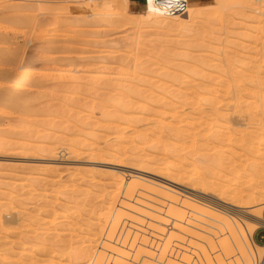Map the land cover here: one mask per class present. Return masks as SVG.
<instances>
[{
	"label": "rangeland",
	"instance_id": "1",
	"mask_svg": "<svg viewBox=\"0 0 264 264\" xmlns=\"http://www.w3.org/2000/svg\"><path fill=\"white\" fill-rule=\"evenodd\" d=\"M27 1L0 0V91L7 89L8 78L18 75L24 58L33 63L25 86L11 91L19 94L15 102L0 93V264H264V111L259 117L256 105L251 107V115L263 125L261 129L255 125L260 131L254 126L247 131L245 140L254 137L251 147L245 150L236 144L235 156H248L245 163L232 169L231 156H224L221 167L212 164L216 150L207 153L205 148L210 147L205 145L198 153L189 147L190 140L180 147L167 138L172 132H165L171 126L187 128L185 119L175 118L168 106L177 104L182 92L196 88L201 98L194 96L193 102L204 101L201 108L194 103L177 108L181 118L198 119L212 112L203 98L207 79L172 89L157 68L166 59L191 65L189 60L200 56L221 66L230 56L239 66L243 47H251L254 55L260 50L256 66L261 75L264 0H212L200 5L196 4L202 0H186V16L163 18L166 26L126 12L113 18L109 11L114 0ZM132 2L133 9L146 7L145 0ZM91 3L101 7L96 14ZM136 58L152 64V69L156 64L153 70L158 71L140 76L150 83L140 84L141 96L164 100L155 99L149 111L134 110L128 118L139 123L128 128L104 123L98 105L110 103L106 82L116 74L130 79ZM224 68L222 73L227 74ZM143 103L139 99L138 104ZM164 108L168 111L159 118ZM223 125L221 131L227 132L228 125ZM241 129L235 139L246 134ZM168 170L188 181H167ZM245 184L261 187L239 194V187L248 189ZM182 196H188L187 201H181ZM41 242L46 251L33 252Z\"/></svg>",
	"mask_w": 264,
	"mask_h": 264
},
{
	"label": "bare ground",
	"instance_id": "2",
	"mask_svg": "<svg viewBox=\"0 0 264 264\" xmlns=\"http://www.w3.org/2000/svg\"><path fill=\"white\" fill-rule=\"evenodd\" d=\"M29 1V0H28ZM27 1V2H28ZM100 1V0H99ZM30 2V1H29ZM32 2V1H31ZM97 3V2H96ZM90 4V3H89ZM99 4V2H98ZM97 4V5H98ZM102 4V3H101ZM100 4V6H101ZM146 6H147V2H146ZM91 11H95V14L97 13L98 9H100L101 7L99 6H94V4L91 3V5L89 6ZM109 8V7H107ZM111 10L109 11L111 17H120L122 15V13L126 12L128 15L129 14H132L136 17H138L140 20H144V21H154V23L156 25H159L158 23H163V26L167 24V22H162V21H166V20H163V19H150V18H146L145 17V12H146V7L144 8V10L142 12H135L134 10H131L130 6H129V2L128 0H114V2H112L111 4ZM88 12V10H87ZM108 14H105L102 18H108ZM186 13H183L181 15H175L174 19H179L182 15L183 17L186 16ZM94 15V14H93ZM161 20V21H160ZM102 21V19H101ZM156 21V22H155ZM170 21V20H169ZM185 25V24H184ZM176 26V25H175ZM204 26V25H203ZM207 26V25H206ZM201 28V26H198ZM161 29V28H160ZM197 41V40H196ZM261 41V40H260ZM235 42V41H234ZM233 42V43H234ZM193 43V42H192ZM191 43V44H192ZM190 44V43H188ZM235 44V43H234ZM261 45V44H260ZM188 46V45H187ZM195 46V45H194ZM197 46V45H196ZM195 46V47H196ZM231 46H234L233 44H231ZM264 45H262L263 47ZM190 48V46H189ZM193 48V47H192ZM200 48V47H199ZM198 48V49H199ZM202 48V47H201ZM200 48V49H201ZM245 48L244 49V56L241 57L240 59V65L239 66H235L234 65V61L235 59L233 57H231L232 59H230V56L228 57L229 60H227V64L223 65L225 66L226 70H227V74L224 72L222 73V68H224L223 66H221L222 64L220 63H215V65L213 64L214 62L213 61V58L211 60V62L209 61H206L207 59H204L205 61H203L201 59L202 56H200V59L199 57H197L196 59H192L189 60L191 63V65H186L188 63H179V64H175L173 62V60H171V58L168 60L166 59V62L164 60V63H161L159 64L160 65V68H159V65H158V71H159V76L163 79L164 83L168 84L166 86H169L172 87L173 89V86H178L179 84L181 83H194L196 81H198L199 79L201 78H204V81L205 79H207V83L203 86V93H204V96L203 98L209 103L208 105L211 106V109H209L210 111H212L210 114H205L206 116H202L201 118H193V117H184V118H181L183 117L182 115H180V112L177 113V108L179 109H182L183 106H187L189 104H195V106L198 108H201V106L199 105L201 103V101H204L202 99H199L197 102H193V99L194 96L195 97H199L200 95V98H201V94L200 92L198 91V89L196 88H192L190 90L191 92H187V89H186V94H184L182 92L183 95H180L178 94V102L177 104L173 105V103L171 105H168V106H171V109L173 110V113L175 114V118L179 119L181 121V119H185L183 120V123L186 122V126L187 128H183L180 130V128H174V127H170V128H167L165 130L166 133H170L172 132L170 136L167 135V138L168 139H173L175 141V143L177 145H179L180 147L182 145H185L186 142L184 140H190L191 144L189 147L193 148L194 150L199 151L201 152V149L205 148L207 145L208 147H210L209 149L208 148H205L206 152L208 150H216L214 154H211L213 155V162L211 161L210 163L214 164V161H215V164H218V166L221 167L222 165V160L224 158V156H231V159H230V164H228V166L231 168L232 166V169L233 168H236L237 167V164H240L242 162H244V160L248 157L247 156V153H246V158L243 159L242 157L244 156H238L236 157L235 154V147H236V144H238L239 146L238 147H245V150L248 148V147H251V143L252 141H254V137L253 135H251V137H248L247 139L248 140H245V136L248 135L247 131L250 130V128H252V126H254L255 128V125L257 124L258 127H260L261 129V121H258L257 119L253 118V114L251 115V107L254 106V104L256 105L255 106V109L259 112H261L260 115H258L259 117L262 114V112L264 111V105H263V100H264V78L262 76H264V73H261L262 71V68L260 69L259 66L258 68L260 69V73L261 75L258 73V69H257V66H256V54L258 52V49H257V52H255V55H254V52L251 53L252 51V48H248L247 47H243ZM264 48V47H263ZM196 49V48H195ZM203 49V48H202ZM205 49V48H204ZM260 49V48H259ZM239 50V48H238ZM237 48H236V52H234L236 55H238L237 53ZM264 50V49H263ZM235 51V50H234ZM33 52V50H32ZM31 52V53H32ZM263 52V51H262ZM35 53V52H34ZM32 53V54H34ZM209 53V52H208ZM230 53H233L230 52ZM260 53V50L258 52V55ZM264 53V52H263ZM29 56V55H28ZM204 56V55H203ZM206 56V55H205ZM212 57V55H210ZM209 56V58H210ZM234 56V55H233ZM264 56V55H263ZM27 57V56H26ZM208 58V57H207ZM258 58V57H257ZM211 59V58H210ZM216 58L214 57V60ZM261 59V57H260ZM23 64L21 66L18 67V75H16L14 78H8L7 79V89L4 91H0V93H3L5 92V96L7 99L6 101H16L18 99V97L16 95H19V94H15L14 92L12 93L11 91H16L17 93V90H19L18 88L23 87L25 86V82H24V78L25 76H27L28 74H30V70H31V58H24L23 59ZM194 60V61H193ZM197 62H196V61ZM209 60V59H208ZM35 61V59H34ZM33 61V62H34ZM160 61V60H159ZM189 61H186V62H189ZM203 61V62H201ZM229 61V62H228ZM264 61V59H263ZM31 62V63H30ZM138 60V58L134 59V64H133V73L132 74V77L130 76V79L128 78V80L124 79L123 78V74L120 75V74H116L115 77H113L112 81L108 78V83L106 82V84H108V87H109V91H107V93L111 96L109 98L108 101H110L109 104H102L101 102H99V105L98 107L100 106V109H99V112H101V117L104 121V123L108 122L110 124V122H115V123H118L119 125L122 126H127V128L132 125V124H135V123H139L137 119H134L133 118H128L129 116H131L130 114L133 113V111L136 109H140V110H145V111H149L148 109V105L150 103H153L155 102L156 100L155 99H159L162 101V99L164 100L163 97H156V96H141V88H140V84H144L146 83L147 79L143 80L142 77L140 76H144V77H148V76H151L153 74L154 76V73L158 72L157 70H155L156 72H154L153 69L154 65L153 66V69L148 62L145 64L143 62H141ZM205 62V63H204ZM259 62V61H258ZM257 62V63H258ZM30 63V66L28 65ZM142 63H143V66L144 64L146 66L142 67ZM155 63V62H154ZM262 63V62H261ZM33 64V63H32ZM190 64V63H189ZM213 64V65H212ZM219 64V65H218ZM258 65V64H257ZM261 65L264 66V64L262 63ZM30 67V69H29ZM224 68V69H225ZM211 69H214V71H211ZM126 70V69H125ZM264 71V69H263ZM208 74V76H207ZM127 75V74H126ZM156 75V74H155ZM32 76V75H31ZM30 76V77H31ZM152 76V77H153ZM157 76V75H156ZM158 76V77H159ZM206 76V77H205ZM129 77V76H128ZM143 77V78H144ZM152 77H150V80L152 79ZM29 78V76L27 77V79ZM1 80V79H0ZM115 80V82H114ZM25 83V84H23ZM148 84L149 83V80L147 82ZM151 83H152V80H151ZM154 83V82H153ZM103 84V83H102ZM102 84H98V86L102 85ZM203 84V83H202ZM154 85V84H153ZM3 86V85H2ZM97 86V87H98ZM99 86V87H100ZM105 85H103V88H104ZM183 86V85H182ZM201 86V85H200ZM1 87V86H0ZM106 87V86H105ZM106 87V89L108 88ZM149 87V86H148ZM102 88V87H101ZM168 88V87H167ZM177 88V87H176ZM198 88V87H197ZM105 89V88H104ZM169 89V88H168ZM171 89V90H172ZM146 90V89H145ZM166 90V88H162L161 89V93L164 92ZM171 90L169 92H171ZM98 91V90H97ZM143 91V90H142ZM152 91V90H151ZM150 91V92H151ZM157 91V90H156ZM114 92V93H112ZM116 92V93H115ZM147 92V90H146ZM202 93V94H203ZM152 94V92H151ZM154 94V93H153ZM157 94V93H155ZM172 94V93H171ZM23 95V94H22ZM103 95V94H102ZM105 95V93H104ZM107 95V94H106ZM113 95V96H112ZM101 96V95H100ZM169 96H170V93H169ZM103 97V96H101ZM100 97V98H101ZM155 97V98H154ZM2 98V97H1ZM104 98V97H103ZM106 98V97H105ZM102 99V100H106V99ZM108 98V96H107ZM76 99V98H75ZM139 99H143L144 100V103L140 106L138 103H139ZM80 100V99H79ZM21 101V100H20ZM75 101V100H74ZM160 101V102H161ZM195 101V100H194ZM96 102V101H95ZM167 102V101H166ZM170 103V101H168ZM89 103V102H88ZM73 104V103H72ZM78 104V103H77ZM75 104V105H77ZM137 104L139 106H137ZM168 104V103H166ZM161 106V105H160ZM165 106V104H164ZM193 106V105H192ZM87 107V106H86ZM88 107H89V104H88ZM194 107V109L196 110L197 108ZM80 108V107H79ZM69 109V108H68ZM193 109V110H194ZM162 111L159 112V118L162 117L163 113H165L166 111H168L166 108L164 109H161ZM192 110V109H191ZM200 110V109H199ZM89 111V109H88ZM154 111V110H153ZM77 112V110H76ZM151 112V110H150ZM256 112V111H255ZM148 113V112H147ZM245 113L246 116H242L243 114ZM93 114V113H92ZM146 114V113H145ZM168 114V113H167ZM173 114V116H174ZM258 114V113H257ZM177 115V117H176ZM136 116V115H135ZM81 117V116H80ZM79 117V118H80ZM137 117V116H136ZM151 118V117H150ZM164 118H165V114H164ZM172 118V116H171ZM245 118H246V121H245ZM147 119V118H146ZM167 119V118H166ZM176 119V120H177ZM244 119V120H242ZM159 120V119H158ZM164 120V119H163ZM175 120V121H176ZM260 120V118H259ZM179 121V122H180ZM253 121V122H252ZM257 123H256V122ZM260 122V123H259ZM68 123V122H67ZM100 123V122H99ZM102 123V122H101ZM100 123V124H101ZM164 123V122H163ZM160 124V125H159ZM159 128L161 129V123H159ZM165 124V123H164ZM171 124V123H170ZM177 124V123H176ZM180 124V123H179ZM178 124V125H179ZM228 125V129L226 128L225 130L227 132H222L221 131V126L222 125ZM264 124V123H263ZM91 125V124H90ZM105 125V124H104ZM173 125V124H172ZM177 125V126H178ZM223 125V126H224ZM256 125V126H257ZM81 126V125H80ZM114 126V125H113ZM185 126V125H184ZM90 127V126H89ZM88 127V128H89ZM103 127V126H102ZM263 127V125H262ZM87 128V126H86ZM245 129L246 130V134L245 135H241L239 136L240 139H235L236 137H234L237 133L239 132H243V130L241 129ZM159 129V130H160ZM223 129V128H222ZM241 129V131L239 130ZM259 130V128H257ZM256 128L254 130H257ZM69 130V128H68ZM107 130V129H106ZM154 130V128H153ZM175 130V131H174ZM264 130V129H263ZM261 130V131H263ZM70 131V130H69ZM158 131V130H157ZM163 131V130H162ZM250 131H253L252 129ZM260 131V130H259ZM256 132V131H255ZM126 133V132H125ZM138 133V132H137ZM204 133V134H202ZM240 133V134H241ZM260 133V132H259ZM257 132V134H259ZM202 134V135H201ZM207 134V135H206ZM210 134V136L208 135ZM212 134V135H211ZM264 134V132H263ZM262 135V134H261ZM172 136V137H171ZM202 136V138H201ZM250 136V135H249ZM256 136V135H254ZM260 136V135H259ZM199 137V138H198ZM208 137V138H207ZM258 138V137H257ZM257 138H256V142H257ZM77 139V138H76ZM80 139V138H79ZM158 139V138H157ZM260 139V137L258 138V140ZM263 139V137H262ZM83 140V139H82ZM85 140V139H84ZM117 140V138H116ZM264 140V139H263ZM263 140L260 139L261 142V145L263 143ZM87 141V140H86ZM85 141V142H86ZM173 141V142H174ZM255 142V143H256ZM91 143V142H90ZM83 143H80L79 145L77 144V146H81ZM86 144V143H85ZM188 144V143H187ZM254 144V143H253ZM260 142L258 143L257 146H261L259 145ZM73 145V144H72ZM256 145V144H255ZM264 145V144H263ZM185 147V146H184ZM226 147V148H224ZM237 147V148H238ZM264 147V146H263ZM187 148V147H186ZM255 148V146H254ZM50 149V148H49ZM203 149H202V152H203ZM226 150L228 152H223V150ZM230 149V150H228ZM251 149V148H250ZM46 150V149H45ZM190 150V149H189ZM252 150V149H251ZM256 150H254V153H255ZM205 152V151H204ZM257 152V151H256ZM58 153V152H57ZM82 153V152H81ZM196 153V152H195ZM208 153V152H207ZM251 153V151L249 152V154ZM259 153V152H258ZM201 154V153H200ZM240 154V153H239ZM256 154V153H255ZM68 155V154H67ZM90 155V154H89ZM185 155V154H184ZM194 155V154H193ZM259 154H257V160H260V158L262 157H259L258 156ZM109 157V156H108ZM255 157V156H253ZM259 157V159H258ZM112 158V157H111ZM119 158V157H118ZM182 159V157H181ZM242 159V160H241ZM264 159V158H263ZM247 161H252V160H248ZM246 161V162H247ZM255 161V160H254ZM254 161H252L254 163ZM217 162V163H216ZM250 162V164L252 165L253 167V163ZM259 162H262L261 161H258ZM245 163V162H244ZM248 163V162H247ZM246 163V164H247ZM191 164V163H190ZM257 164V163H255ZM261 164V163H260ZM264 164V162H263ZM227 165V164H226ZM243 165V164H242ZM251 165H249L251 167ZM258 165V164H257ZM244 166V165H243ZM172 167V166H171ZM255 168L258 167V169L260 168L259 165L256 166L254 165ZM161 168V167H160ZM145 169V168H144ZM172 169V168H171ZM225 169V167L223 168V170ZM227 169V168H226ZM253 169V168H252ZM257 169V170H258ZM256 170V169H255ZM167 171V170H166ZM233 171V170H232ZM158 172V171H157ZM159 172L161 173V171L159 170ZM163 172L164 169H163ZM240 172V171H239ZM234 174V173H233ZM237 174V172H236ZM164 175L169 178L170 180H167V181H170L174 184L177 183V180L178 182H180L181 184L185 182V179H187L188 181V178H185L184 176L183 177H179L178 175L175 177L174 175H171L169 170L168 172L164 173ZM235 177V176H234ZM182 179L183 181L181 182L180 179ZM184 178V179H183ZM174 179H176V183L175 181H173ZM232 179H233V176H232ZM236 179V177H235ZM264 179V178H263ZM94 180V179H93ZM141 180V179H140ZM166 180V179H165ZM139 181V180H138ZM202 182V181H201ZM206 182V181H205ZM236 182V181H235ZM196 183V181H195ZM232 183V182H231ZM202 184V183H201ZM226 184V183H225ZM194 187L196 186V188H198L197 185L193 184ZM211 186V185H210ZM245 186H248V189L247 188H238V193L239 194H242L250 189H252V191L255 189V188H260L261 186H254V185H246ZM201 187V185H200ZM203 187H206L203 186ZM244 187V186H243ZM202 188V187H201ZM219 188V186H218ZM263 188V187H262ZM43 189V188H42ZM125 189V187H124ZM76 190V188H75ZM123 190V189H122ZM200 190V188H199ZM224 190V189H223ZM261 190V189H260ZM88 191V190H87ZM255 191V190H254ZM258 191V189H257ZM43 192V191H42ZM117 192V191H116ZM264 192V191H263ZM118 193V192H117ZM257 193V192H256ZM168 194V193H167ZM4 196V195H3ZM128 197V196H127ZM232 197V196H231ZM240 197V195H239ZM5 198V196H4ZM68 199V198H67ZM188 199V196H182V200L181 201H187ZM235 199V198H234ZM108 200V199H107ZM109 201V200H108ZM9 203V202H8ZM103 203V202H102ZM246 203V202H245ZM109 203L107 202V205ZM127 204V203H126ZM64 205V203H63ZM89 206V205H88ZM4 207V206H3ZM102 207V206H101ZM113 207V206H112ZM190 207V206H189ZM234 207V206H233ZM90 208V207H89ZM196 210V209H195ZM251 210V209H250ZM59 213V212H58ZM222 213V212H221ZM89 214V213H88ZM156 214V213H155ZM226 215V214H224ZM77 216V215H76ZM218 216V215H217ZM166 218V217H165ZM169 218V217H167ZM175 218V217H174ZM5 219V218H4ZM147 219V218H146ZM3 220V219H2ZM7 220V219H6ZM149 220V219H148ZM183 220V219H182ZM11 221V220H10ZM233 221V220H232ZM72 222V221H71ZM180 222V221H179ZM227 222V221H226ZM64 223V222H63ZM184 223H185V220H184ZM76 224V223H75ZM232 224V227L233 228H236L237 229V224H235V221L231 223ZM260 224V223H258ZM63 225V224H62ZM159 225V224H158ZM2 226V225H1ZM60 226V225H59ZM100 226V224H99ZM108 226V225H107ZM110 226V225H109ZM168 226V225H167ZM62 227V226H61ZM64 227V226H63ZM77 228V227H76ZM174 228V227H173ZM130 229V228H129ZM135 229V228H134ZM169 230V228H168ZM7 231V230H6ZM231 232V231H230ZM229 232V233H230ZM123 233V232H122ZM154 233V232H152ZM228 233V234H229ZM135 234V233H134ZM207 234V232H206ZM93 235V233H92ZM95 235V234H94ZM99 235V234H98ZM97 235V236H98ZM238 235V234H237ZM231 236V235H230ZM149 237V236H148ZM92 239H94L92 237ZM239 240V239H238ZM42 241V239H41ZM110 241V240H109ZM242 241H244V239H242ZM20 242V241H19ZM106 242V241H105ZM112 242V240H111ZM176 242V241H175ZM174 242V243H175ZM156 243V241H155ZM179 242H177V245H178ZM100 244V243H99ZM248 244V242H247ZM21 245V243H20ZM14 246V245H13ZM27 246V245H26ZM15 247V246H14ZM20 246H18L19 248ZM22 247V246H21ZM23 247H24V244H23ZM168 247V245H167ZM150 248V247H149ZM45 249V246L44 244L41 242L39 244H36L35 246H33L32 248V251L35 252V253H41L42 251H44ZM107 249H110V245H109V248ZM128 249V248H127ZM174 249V248H173ZM24 250H26L24 248ZM115 250V249H114ZM13 251V250H12ZM28 251V250H27ZM46 251V249H45ZM125 252V251H124ZM132 252V251H131ZM161 252V251H160ZM184 252V251H182ZM22 253V252H21ZM26 253V252H25ZM50 253V252H49ZM51 253H54V252H51ZM158 253V252H157ZM23 254V253H22ZM31 254V253H30ZM55 254V253H54ZM95 254V253H94ZM107 254V253H106ZM145 254V253H144ZM147 254V253H146ZM160 256H161V253H159ZM172 254V253H171ZM192 254V253H191ZM24 255H27V254H24ZM101 255V254H100ZM119 255V253H118ZM148 255V254H147ZM165 255V254H164ZM183 255V254H182ZM199 255V254H198ZM52 256V254H51ZM54 256V255H53ZM109 256V254H108ZM106 257V256H105ZM146 257V255H145ZM149 255L147 257V260L149 259ZM159 257V256H158ZM156 257V258H158ZM33 258V257H32ZM36 258V257H35ZM126 258V257H125ZM186 258V257H185ZM2 259V257H1ZM11 258H7V260H10ZM151 259V257H150ZM162 259V258H161ZM4 260H6V258H4ZM108 260V259H107ZM1 261V260H0ZM131 261V259H130ZM24 262V260L22 261ZM100 262V261H99ZM105 262V261H104ZM127 262V260H126ZM157 264H158V261H156ZM1 263V262H0ZM21 263V262H20ZM136 263V262H135ZM183 263V262H182ZM9 264V263H7ZM115 264V263H114ZM139 264V263H138Z\"/></svg>",
	"mask_w": 264,
	"mask_h": 264
},
{
	"label": "clouds",
	"instance_id": "3",
	"mask_svg": "<svg viewBox=\"0 0 264 264\" xmlns=\"http://www.w3.org/2000/svg\"><path fill=\"white\" fill-rule=\"evenodd\" d=\"M185 0H147L145 17L150 19L172 18L183 7Z\"/></svg>",
	"mask_w": 264,
	"mask_h": 264
},
{
	"label": "built area",
	"instance_id": "4",
	"mask_svg": "<svg viewBox=\"0 0 264 264\" xmlns=\"http://www.w3.org/2000/svg\"><path fill=\"white\" fill-rule=\"evenodd\" d=\"M147 2V0H145V3ZM188 10V6H187V1L185 0V2L183 3V7L180 8L179 10H176L174 13H173V16L175 15H181L185 12H187Z\"/></svg>",
	"mask_w": 264,
	"mask_h": 264
},
{
	"label": "crops",
	"instance_id": "5",
	"mask_svg": "<svg viewBox=\"0 0 264 264\" xmlns=\"http://www.w3.org/2000/svg\"><path fill=\"white\" fill-rule=\"evenodd\" d=\"M210 1H212V0H202V1H200L196 5L209 3ZM128 2H129V6H130L131 10H134L135 12H140V11H143L144 10V8H141V9H133V2H132V0H128Z\"/></svg>",
	"mask_w": 264,
	"mask_h": 264
}]
</instances>
